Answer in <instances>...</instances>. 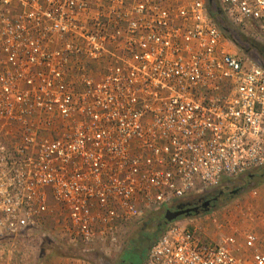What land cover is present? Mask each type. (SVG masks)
Masks as SVG:
<instances>
[{"label":"built area","instance_id":"1","mask_svg":"<svg viewBox=\"0 0 264 264\" xmlns=\"http://www.w3.org/2000/svg\"><path fill=\"white\" fill-rule=\"evenodd\" d=\"M206 1L0 0V238L55 205L72 242L114 248L147 212L264 165V68L224 50ZM218 2L264 36V0ZM257 241L241 256L173 221L141 264H264Z\"/></svg>","mask_w":264,"mask_h":264},{"label":"rangeland","instance_id":"2","mask_svg":"<svg viewBox=\"0 0 264 264\" xmlns=\"http://www.w3.org/2000/svg\"><path fill=\"white\" fill-rule=\"evenodd\" d=\"M223 16L224 30L218 28L222 33L224 50L264 67L260 56L252 47L253 42L264 45V36L259 29L249 24L237 26ZM98 68L99 66L95 71L92 70L94 75L101 73ZM57 130L59 131V126ZM6 139L13 141L11 136ZM240 178L224 180L221 183L223 186L235 185L234 187L239 188L238 194L233 198L222 199L205 213L181 217L176 221L194 226L202 238L210 241L218 242L226 236H231L240 248L239 255L246 256L248 252L243 250V238L248 232L257 236V246L264 252V182L257 183V180H251L241 185L238 183ZM211 192L212 189H209L204 193L192 194L176 201L168 209H173L179 203L196 202L201 198H207ZM50 207L51 211L36 227L14 236L0 238V264H115L120 261L128 238L137 230V224L123 227L114 248L101 245L87 248L79 242H72L68 233L70 227L66 212L55 205ZM133 262L138 264V258L134 257Z\"/></svg>","mask_w":264,"mask_h":264},{"label":"trees","instance_id":"3","mask_svg":"<svg viewBox=\"0 0 264 264\" xmlns=\"http://www.w3.org/2000/svg\"><path fill=\"white\" fill-rule=\"evenodd\" d=\"M206 8L215 24L221 30H224L222 26V23L225 21L223 16L224 14L221 10L219 2L217 0H207ZM252 47L256 50L262 62L264 63V45L253 42ZM244 175L250 177L249 182L251 180H257V183L264 182V165L255 168ZM248 177H246V180L248 179ZM217 203H215L214 205H216ZM168 208L169 206L147 212L142 219L135 223L137 224V230L128 238L125 247L120 255V261L116 262L115 264H134V257L138 258V264L142 263L148 247L161 236L166 225H168L164 223L162 218V212ZM205 212L202 211V213ZM190 216H195V214H191ZM153 223L155 225H152Z\"/></svg>","mask_w":264,"mask_h":264},{"label":"water","instance_id":"4","mask_svg":"<svg viewBox=\"0 0 264 264\" xmlns=\"http://www.w3.org/2000/svg\"><path fill=\"white\" fill-rule=\"evenodd\" d=\"M209 1V0H208ZM263 67L261 64H259ZM264 68V67H263ZM210 200L199 199L196 204L191 203H179L174 206L173 209H166L162 212V218L164 223L168 224L181 216L189 217L191 214L198 215L200 212L209 210ZM152 225H155L154 223Z\"/></svg>","mask_w":264,"mask_h":264},{"label":"flooded vegetation","instance_id":"5","mask_svg":"<svg viewBox=\"0 0 264 264\" xmlns=\"http://www.w3.org/2000/svg\"><path fill=\"white\" fill-rule=\"evenodd\" d=\"M240 177L241 178L238 180L239 184L242 185V184H247L249 182L250 177H248L246 175H242ZM246 177H248L247 180H246ZM231 184H233L232 181H231ZM230 186L231 185L223 186V185L220 184L216 188H212V192H211L212 194L209 195L207 198H205V199L210 200V206H209L210 208L212 206H214V204L219 202L220 200H222V199H231L235 195L238 194L239 188L234 187L235 185H233L232 187H230ZM225 196H227V198H225ZM201 199H203V198H201ZM185 203H191L193 205V204H196L197 201L196 202H185Z\"/></svg>","mask_w":264,"mask_h":264},{"label":"crops","instance_id":"6","mask_svg":"<svg viewBox=\"0 0 264 264\" xmlns=\"http://www.w3.org/2000/svg\"><path fill=\"white\" fill-rule=\"evenodd\" d=\"M49 260V259H48Z\"/></svg>","mask_w":264,"mask_h":264}]
</instances>
